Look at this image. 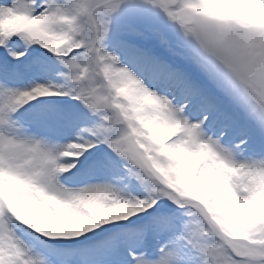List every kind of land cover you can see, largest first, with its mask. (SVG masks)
Returning a JSON list of instances; mask_svg holds the SVG:
<instances>
[{
    "label": "snow or ice",
    "instance_id": "6c2138e0",
    "mask_svg": "<svg viewBox=\"0 0 264 264\" xmlns=\"http://www.w3.org/2000/svg\"><path fill=\"white\" fill-rule=\"evenodd\" d=\"M0 264H264V0H0Z\"/></svg>",
    "mask_w": 264,
    "mask_h": 264
}]
</instances>
